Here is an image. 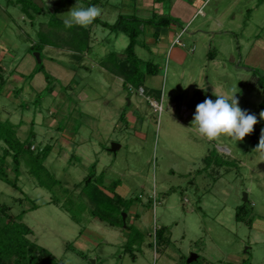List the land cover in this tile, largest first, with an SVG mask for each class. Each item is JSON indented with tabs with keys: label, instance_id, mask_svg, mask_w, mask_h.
<instances>
[{
	"label": "rangeland",
	"instance_id": "rangeland-1",
	"mask_svg": "<svg viewBox=\"0 0 264 264\" xmlns=\"http://www.w3.org/2000/svg\"><path fill=\"white\" fill-rule=\"evenodd\" d=\"M32 1L22 9L16 0H0V65L8 76L0 90V120L21 121V139L32 130L35 149L51 144L44 165L61 181L51 191L39 186L24 160L19 189L0 180V203L10 205L11 213L28 208L29 199L38 205L22 217L32 229L29 239L58 264H185L192 252L200 264H264V150L257 149L260 138L254 135L262 121L257 80L259 73L264 77V52L256 55L257 68L245 70L252 68L243 62L253 44L237 41V34L223 36L220 46L184 34L180 41L193 52L178 64L166 55L167 46L161 51L153 42L154 25H146L134 50L140 70L151 60L158 71L144 74L143 88H136L110 70L128 36L100 23L113 22L123 0H102L95 4L103 9L100 17L72 28L64 26L65 13L90 0ZM36 52L50 81L36 71ZM235 86L238 106L257 118L253 131L238 141L200 135L192 125L196 105ZM112 144L118 145L115 151ZM11 164L8 157L6 171L13 177ZM89 174V187L109 196L117 181L114 192L129 204L126 213L119 212L121 219L108 209L101 210L108 213L105 220L91 214L93 202L79 194V182ZM52 197L60 201L49 202ZM67 197L73 202L65 208ZM243 204L251 223L235 219ZM114 215L121 225L108 224ZM124 225L139 230L131 251L124 250L131 237ZM160 226L167 227L164 237L155 239Z\"/></svg>",
	"mask_w": 264,
	"mask_h": 264
},
{
	"label": "trees",
	"instance_id": "trees-1",
	"mask_svg": "<svg viewBox=\"0 0 264 264\" xmlns=\"http://www.w3.org/2000/svg\"><path fill=\"white\" fill-rule=\"evenodd\" d=\"M97 3H100V0L88 1L89 5H95ZM16 4H19L22 9H29L31 4L35 3L32 0H16ZM39 12L40 11L37 10V13ZM171 21H173V19L170 17L142 19L132 15L120 14L112 23H108L106 21L100 22L103 26L109 28L110 30L116 33L123 32L128 36V43L125 46L122 55L113 60V66L110 68L111 71L119 74L123 78L124 84H130L136 88L142 87L144 74L153 75L158 71L157 64L153 63L151 60H147L145 62V71L140 70L142 60L135 53L134 47L139 42L138 36L141 32V24L152 23L154 25L165 26ZM155 36L157 37V35ZM31 48H34V45H32ZM36 50L40 51V48H36ZM39 57H41L40 53ZM36 71L43 72L45 81H50L51 76L49 73L44 71L41 60L37 63ZM258 75L260 76L257 80V84L262 86L263 93L261 102L259 103V109L264 112V77L260 73ZM5 82L6 79L0 66V90L5 85ZM16 91L17 88H15V92ZM19 124H21V121L15 124L8 120H0V180L11 187L19 189L18 181L20 175V165L21 160H24L28 173L34 177L39 186L50 191L59 187L61 185V181L51 174L44 165V161L48 157L51 150V144L46 143L42 147H36L35 149L32 147V142L29 141V137L33 135L32 130H29L28 137L21 139L17 134V127ZM56 128L59 127L57 126ZM263 129L264 119H262L259 123L254 135L261 139ZM8 157H10L12 163L11 169L14 174L13 177H10L6 171ZM92 179L93 175L89 174L83 177V179L79 182V185L81 186L79 194L93 202L91 214H93V216H97L101 220H105L108 213L115 214L116 212L118 214L117 216L121 219V214H119V212L122 211L126 213L129 204H126L125 199L120 194L114 192L117 181L115 180L111 183V191L113 194L109 196L102 189L96 186L90 188L89 186L92 184ZM62 191L68 196L72 195L67 188H64ZM26 198L28 197L26 196ZM67 198L68 199L62 203V206L65 208H67L66 203L71 204L73 202V200L69 199V197ZM29 200L31 201V205L28 208L21 209L15 214L10 212V205L0 203V264H7L8 261L14 264H58L57 259L48 249L37 244L35 241L30 240L28 237V235L32 233V229L22 221V217L27 210H33L38 207L34 200ZM59 201L58 197H52L49 202L57 203ZM102 209H108V213L103 214L101 211ZM249 211L250 208L246 204L237 206L235 219L237 221L245 220L246 222L251 223L252 218H248ZM135 215H137V213ZM115 218V221L109 220L108 224L114 225L117 223V220L121 225L122 221L116 216ZM126 219L127 218L125 216V220ZM125 228L130 230L131 237L125 243L124 250L131 251L133 245L140 239L138 237L139 230L135 226L126 225ZM166 228V226L155 228V239H162ZM167 239H169V237H167ZM60 263L65 264L63 262ZM185 264H200L199 257L197 256L195 261Z\"/></svg>",
	"mask_w": 264,
	"mask_h": 264
},
{
	"label": "crops",
	"instance_id": "crops-1",
	"mask_svg": "<svg viewBox=\"0 0 264 264\" xmlns=\"http://www.w3.org/2000/svg\"><path fill=\"white\" fill-rule=\"evenodd\" d=\"M101 2L104 1L100 0ZM121 4L124 8L119 9L117 17L124 14L142 19L159 17L173 19L168 25L159 27V30L158 25L141 24V31L146 25L149 27L154 25L155 29L150 30L154 36L153 42L160 50L167 46L166 55L178 64L186 60L189 51L193 52V47L187 49L186 45L181 43L180 38L184 34H187V38L193 42L201 37L205 42L207 40L219 42V46L221 41H224L223 36L237 34V41L253 44L247 51V57V53L245 54L243 65L252 68H257L259 65L256 55L264 52V0H123ZM55 10L53 9V12ZM253 25L255 28L251 30ZM182 29L184 31L178 39L180 44L173 43ZM216 53L217 46L213 50L209 49L208 58L213 60ZM1 68L2 72L5 71L2 66ZM7 77L5 76L6 82Z\"/></svg>",
	"mask_w": 264,
	"mask_h": 264
},
{
	"label": "clouds",
	"instance_id": "clouds-1",
	"mask_svg": "<svg viewBox=\"0 0 264 264\" xmlns=\"http://www.w3.org/2000/svg\"><path fill=\"white\" fill-rule=\"evenodd\" d=\"M102 13L103 9L96 5L87 7L75 5L65 13L64 26L66 28L86 27ZM237 92L235 86L228 94L216 93L214 94L215 100L207 98L196 105L192 125L198 129L200 135L209 140H215L225 135L238 141L243 140L253 131L257 118L254 114H249L238 106ZM259 115L261 119H264V112ZM257 149L264 150V135L261 136Z\"/></svg>",
	"mask_w": 264,
	"mask_h": 264
},
{
	"label": "water",
	"instance_id": "water-1",
	"mask_svg": "<svg viewBox=\"0 0 264 264\" xmlns=\"http://www.w3.org/2000/svg\"><path fill=\"white\" fill-rule=\"evenodd\" d=\"M35 57L37 58V61L39 62L40 61V58H39V53H35ZM118 145H116V144H112L111 145V147H110V150L111 151H115L116 150V147H117ZM243 199L244 200H246V194L245 193H243ZM124 217H125V214H123V219H124ZM125 226V225H124ZM197 254L196 253H190V255L187 257V259H186V262L187 263H189V262H191V261H194V260H196L197 259Z\"/></svg>",
	"mask_w": 264,
	"mask_h": 264
},
{
	"label": "built area",
	"instance_id": "built-area-1",
	"mask_svg": "<svg viewBox=\"0 0 264 264\" xmlns=\"http://www.w3.org/2000/svg\"><path fill=\"white\" fill-rule=\"evenodd\" d=\"M184 31V29H182V30H180L179 31V33L177 34V36L174 38V41H173V43H176V44H180V42H179V36L181 35V33ZM151 103H152V105H153V107H154V109L155 110H157V111H160L161 110V105H160V103L159 102H157V101H151Z\"/></svg>",
	"mask_w": 264,
	"mask_h": 264
}]
</instances>
